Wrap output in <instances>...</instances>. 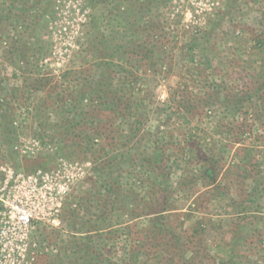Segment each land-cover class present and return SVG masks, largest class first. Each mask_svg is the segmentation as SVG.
<instances>
[{"label":"rangeland","instance_id":"rangeland-1","mask_svg":"<svg viewBox=\"0 0 264 264\" xmlns=\"http://www.w3.org/2000/svg\"><path fill=\"white\" fill-rule=\"evenodd\" d=\"M89 1L50 0L35 6L32 0H0V16L8 12L12 17L0 22V195L3 188L8 195L0 232L26 235L27 247L35 253L29 264H74L71 243L103 213L105 230L90 235H102L94 244L105 253L106 263L264 264V198L238 206L250 185L243 172L248 153L251 162L264 158V126L259 123L254 130L250 115L233 116L220 108L184 110L213 85L229 90L249 81V76L236 80V64L251 66L260 57L254 55L249 34L262 26L264 0H237L210 37L207 25L223 13L224 0H168L149 11L135 10L127 23L122 9L131 0ZM94 20L113 45L132 33L133 42L144 43L142 63L125 59L122 69L117 60L112 66L117 90L139 103L129 114L122 105L115 114L93 111L83 98L89 96L94 73ZM154 45L159 51L151 53ZM149 56L164 62L163 67L160 62L149 72ZM59 107L82 114L73 121L87 128L94 122L92 113H98L101 138L94 145L100 153L93 159L99 158L95 165L100 173L114 174L109 187L101 186L106 177L96 175L88 155L66 159L55 156L57 150L50 152L58 148L53 128L64 121ZM157 139L167 175L164 196L137 160L152 151ZM32 140L47 150L28 156L13 149L22 142L32 147ZM49 158L45 168L29 170ZM208 159L218 162L221 189L206 187L208 179L201 173ZM163 198L170 211L162 219L164 229L153 231L148 213L159 209ZM20 204L33 216L27 229L10 220L11 208Z\"/></svg>","mask_w":264,"mask_h":264},{"label":"trees","instance_id":"trees-1","mask_svg":"<svg viewBox=\"0 0 264 264\" xmlns=\"http://www.w3.org/2000/svg\"><path fill=\"white\" fill-rule=\"evenodd\" d=\"M32 1L33 2H31V5L35 6L40 3L42 4V2H50V0ZM92 1L93 0H90L89 2L91 3ZM165 2H168V0H150L148 2L147 0H131L130 7L126 10L124 8L122 9L124 22L126 20L127 23L129 15H131L132 12H135V10L137 11V13L146 10L149 11L152 7L158 8V6ZM236 2L237 0H224L223 13L221 15L215 16L214 19H212V21H210V23H208L207 25L206 29L208 30V37H210L212 33L217 32L220 27L221 20L230 12V10H232L231 8L235 6ZM27 11L30 12L31 8H28ZM3 15L4 18L2 17V15L0 16V22L3 19H7L8 21L12 19V17H9L10 14L8 12ZM261 24L262 26L259 30H253L249 34V40H251V42L253 43L252 49H254V55L260 56L259 59L255 60L251 66H247L245 63L242 65L236 64V68H238V76L236 77V80H246V76H249V81L247 83L236 85L233 89L229 90H227L223 85H213V87H211L210 89L209 94H205V97L198 98L196 102H194L195 100H190V103L187 105V107H184V110H186L188 113H191V110L196 111L200 108L210 111L211 109L215 111L216 109L220 108L224 113L230 115L233 114V116L235 114L250 115L252 118V128L254 130L259 129L257 128L259 123H262V125L264 126V20L261 21ZM92 25L94 31L90 44L94 51L93 57L91 59L94 67V73L90 76L89 79V92H87L89 96L86 95L83 98H87L90 101L89 105L93 108V111L96 108L98 110L103 108L105 110H110V112H114L115 114V110L121 112V110L123 109V113L129 114L131 113V110H134L133 107H138L139 103H136V105L135 103L132 104L129 99H126L124 97V94L120 93L119 90H117L114 84L115 82L113 81L116 78L115 76L117 71H115V69L113 68L115 67L113 66V64H115L114 61L117 60V66L119 67L118 69H122L123 65L121 64V62L125 59H127L128 61L134 59L136 60V62L142 63L143 57L141 55L142 50L144 49V43L137 44L136 41L133 42L136 39V36L134 35V33H132V35H125L122 43L113 45L110 40L105 39L106 36L100 31L99 26H97V20L92 21ZM128 27L129 29H131L132 27V25L131 27L129 26V22ZM138 28L139 26H137L136 28L137 31ZM131 38H133L134 40H131ZM235 38L237 40L238 36H236ZM195 41H197V39H193L192 44L195 43ZM109 43H111L113 46H108ZM159 48H161L160 51H163L164 46H160ZM157 51L159 50L155 45L154 48L150 50L151 53ZM172 51H174L173 48L169 53L171 54ZM151 61L152 60L149 56L147 58V61L145 62L146 68L149 70V72H153V69H155V67L158 66L161 62L160 59L155 62ZM161 63V66L163 67L164 62ZM197 65H199V62ZM121 105L123 107L122 109H119ZM176 107L179 108L180 106ZM60 109L62 113H60L59 116L64 121L56 124V126H54L53 128V133L55 134L54 137L57 138L58 142V148L55 149L57 150L55 156H61L62 158L71 159L74 157H79L80 155H88L95 166L94 172L96 173V175L101 176L102 174V178L104 176L106 177L103 185L101 186L109 187V185H111V181L113 182L114 174L106 170L100 173L101 168H99V165H95L96 161H98L99 158L95 160L93 159V156L100 153V150H96L94 145L95 143H97L98 139L101 138L100 129L102 126L97 124V122H100L97 115L98 113H92L94 122H92L91 127L87 128L85 126H82L81 123H75L76 121H73L74 118L78 119L82 116V114L71 115L73 109L71 110V112L66 111V113L62 108ZM141 122L142 121L139 118L135 119L136 125H140ZM133 128L134 127H132L131 129ZM159 140L160 139H157V142L152 143L154 147L152 148L151 152L145 153V157H143V155H139V159L137 158V160L139 162L138 166L140 167V169H145L147 171L146 173H144V175H149V177L152 178V182L158 189L160 196H164V194H166L167 192L168 184L166 182L167 180H165L167 175L165 174V172L162 173V171H164V167L162 150L160 148L162 145L160 144L159 146ZM233 144L239 145L235 142ZM253 147L255 146H252L249 149H252ZM55 156L53 158H55ZM114 158L115 157H113L112 159ZM248 158L249 153L247 160H245L246 166H249H247V169L243 172L245 174L244 178H249L250 185L247 194L244 196V198H241V201H239V208L244 204L245 201L248 202V200H254L255 198L258 199L259 197L264 198V183L262 181V179L264 178V158H262V161L260 162L255 159H252L254 162H251ZM106 160L108 162L110 161L109 163H111V160L108 157ZM49 163L50 158L47 160L40 159V161H38L36 165L31 167V169L29 170L35 171L39 168H45ZM217 165L218 162L215 159H208L207 166L203 167V171L201 173L204 179H208L206 187L209 190H214L216 188L221 189V184L218 183L216 178ZM97 184V181H94V185L96 186ZM94 185H92V189H95ZM166 198H163V200H165L163 201V204L159 209H157L155 212L148 213V215H152L150 223H152L153 225V231L158 230L157 228H161V230L164 229L163 225H161V222L162 219H164V214L170 211L169 207L167 206ZM158 202L160 201L158 200ZM104 210L105 207L102 211ZM77 212L78 211L75 210V212L73 211L72 214L77 217ZM102 215L104 216L103 213H101L100 216H95V218H93V222L89 221L90 224H92V228L89 231L85 232L87 233L86 235H81L80 237L74 238V242L71 243V247L73 249L72 257L74 264H110L111 261L109 260L108 263L105 262L107 258L105 253L100 249V246L98 244H94L95 238H97V236L102 237V235H90L92 233H98L105 230V225H103L104 219L102 218ZM99 222H102V224H100ZM99 239L97 238L96 242H98ZM190 262L191 261L188 260L186 261V264Z\"/></svg>","mask_w":264,"mask_h":264},{"label":"built area","instance_id":"built-area-1","mask_svg":"<svg viewBox=\"0 0 264 264\" xmlns=\"http://www.w3.org/2000/svg\"><path fill=\"white\" fill-rule=\"evenodd\" d=\"M31 143L33 144L32 147H27L26 145H23L24 142H22L21 145L15 146L13 149L17 150L23 155H28V156L37 155L47 150L45 148V145H42L40 141L32 140ZM49 150H51L50 152H52L53 150H55V148ZM64 166L69 167L71 170L80 169V167L77 164L67 165L66 163H64ZM38 174H40V171L38 172ZM34 181H36V179H34ZM0 197H1L0 202L2 203L1 211H0V220L1 222H4V220L6 219V209L8 208L7 205L8 195L6 194L5 188L2 189V193ZM23 207L24 206H21V204L20 207L18 206L12 207L11 209L14 210V216L11 219L9 216V219L15 221L16 224L20 225V227L27 229L31 225L33 216L29 213V211L31 210L28 211ZM26 238H27L26 235H23L22 237H16V235H6V233L1 231L0 232V264H29L30 262H32L35 253L34 251H30L28 249L27 243L25 242Z\"/></svg>","mask_w":264,"mask_h":264}]
</instances>
